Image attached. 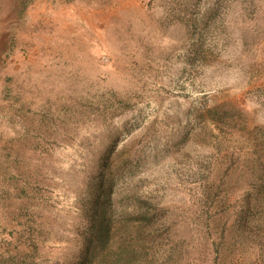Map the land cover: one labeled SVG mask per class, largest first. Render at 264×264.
I'll use <instances>...</instances> for the list:
<instances>
[{"label":"rangeland","instance_id":"rangeland-1","mask_svg":"<svg viewBox=\"0 0 264 264\" xmlns=\"http://www.w3.org/2000/svg\"><path fill=\"white\" fill-rule=\"evenodd\" d=\"M88 253L264 264V0H0V264Z\"/></svg>","mask_w":264,"mask_h":264},{"label":"trees","instance_id":"trees-1","mask_svg":"<svg viewBox=\"0 0 264 264\" xmlns=\"http://www.w3.org/2000/svg\"><path fill=\"white\" fill-rule=\"evenodd\" d=\"M101 189L98 190V192H101L102 193V198H99L95 196L94 194V199H93V203H92V213L91 214H94L95 216H98V220H101L102 219V215L104 213L103 211V206L105 204V198H104V195L106 197V194H105V190H104V187L101 186L100 187ZM97 190V189H96ZM146 217H144L143 219H145ZM93 222V221H92ZM96 220L94 219V222L92 224L93 226V229L92 231L96 230L97 229V224H96ZM105 221H103L102 223L98 224V225H103L102 228L99 229L98 233H96L97 231H94V235L95 237L90 240V245H92L93 242H95L96 240H101L103 243V245L105 243L108 242V240L110 239V234H109V228H108V223H104ZM104 223V224H103ZM102 245V246H103ZM87 250V249H86ZM92 252H94L95 250H91ZM119 260H122V258H120ZM118 261V260H117ZM92 262V255L91 253H88L87 257L86 256H82V259L81 258H78L72 262H68L67 264H89ZM115 260H114V264H115Z\"/></svg>","mask_w":264,"mask_h":264}]
</instances>
